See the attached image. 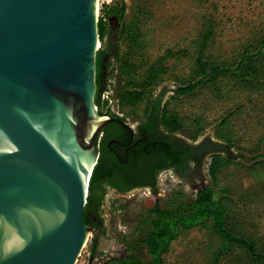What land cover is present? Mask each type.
<instances>
[{"label":"water","instance_id":"1","mask_svg":"<svg viewBox=\"0 0 264 264\" xmlns=\"http://www.w3.org/2000/svg\"><path fill=\"white\" fill-rule=\"evenodd\" d=\"M118 27L112 19L111 63ZM99 49V0H0V264H76L91 236L89 264L128 251L114 248L106 224L98 236L84 217L97 142L110 116L120 117L116 72L103 94L111 112L99 114ZM176 88L165 83L155 96L167 101ZM212 141L209 132L201 143L207 150ZM209 156L195 182L183 179L191 191L206 186Z\"/></svg>","mask_w":264,"mask_h":264},{"label":"rangeland","instance_id":"2","mask_svg":"<svg viewBox=\"0 0 264 264\" xmlns=\"http://www.w3.org/2000/svg\"><path fill=\"white\" fill-rule=\"evenodd\" d=\"M116 1L121 0H113L111 3ZM124 1L127 5L124 21L128 24L137 22L142 34L140 52L132 57V62L140 71H145L168 51L186 52L185 56L168 61L169 70L161 85L173 83L178 87L189 78L196 59L194 42L207 19L215 22L216 43L211 53L216 55L229 57L238 52L248 39L264 36V0ZM111 3H99V19L104 4ZM109 26L110 21L107 24L106 37L100 39L101 51L107 46ZM119 49L122 51L126 49L123 42H119ZM171 98L167 100L170 101V109L176 112L186 125L182 135L191 142H194L193 135L197 121L204 127V132L196 142L200 144L209 132H212L214 140L217 141L216 125L228 111L239 109L229 128V132L233 134L238 144L235 149L242 153L244 151L241 148L252 152L262 145L263 96L233 90L226 93L223 98L217 99L206 90L193 97L175 101ZM144 109L145 103L133 111L129 109L128 117H140ZM246 151V159L238 160L235 164L226 167L219 174L218 179L220 186L229 189L241 206L237 209L239 216L248 221L243 232L257 235L264 245V168L261 166L250 168L252 162L248 160L255 154ZM210 162L209 156L205 161L206 185L213 183L208 171ZM163 179L155 190L110 195L106 199L105 224L115 249L129 247L128 251L146 260L147 251L145 246L139 244L142 234L138 231L148 212L157 205L168 206L178 191L185 193L188 198H195L199 192L191 191L185 181L172 172L164 174ZM92 240L93 236L89 238L76 264H89ZM219 243V237L209 228L185 230L164 257L167 264H212L213 253ZM124 255L108 258L98 264H119L111 260ZM220 264H251V262L247 252L238 248L234 249L232 254L223 256Z\"/></svg>","mask_w":264,"mask_h":264},{"label":"trees","instance_id":"3","mask_svg":"<svg viewBox=\"0 0 264 264\" xmlns=\"http://www.w3.org/2000/svg\"><path fill=\"white\" fill-rule=\"evenodd\" d=\"M126 11L127 5L124 0L104 4L101 10L100 39L103 40L108 33V22L117 19L119 23L117 36L119 42L125 44L126 49L124 51L119 49L112 55L113 63L108 62L110 52L107 49L98 52L96 103L100 115L111 112L108 108L109 100H103L111 72L112 74L117 73L114 97L117 99L120 110L125 113V118L128 117L129 109L133 111L144 103V113H147L155 96V90L162 84L164 76L169 70L168 61L186 54L184 50H180L178 53L168 51L145 71H140L132 62V57L140 52L142 34L137 22L128 24L124 21ZM215 43V22L212 19H207L194 42L196 59L191 69V75L175 89V96L171 100L193 97L206 90L217 99L223 98L226 93L233 90L264 97V36L248 39L238 52L229 57L211 53ZM102 73L105 75L101 80ZM162 101L163 97L161 96ZM161 110L162 124L168 131L179 133L186 129L180 116L170 109V101H167L164 109ZM238 113L239 109L228 111L215 127L217 141L208 142L212 144V147L206 150L211 158L208 171L213 182L212 185H206L196 194L195 198H188L185 193L178 191L168 206L157 205L148 212L138 231H141L142 234L139 244L145 246L147 251L148 258L146 260L128 251L123 257L111 261H116L119 264H167L164 256L183 231L209 228L220 239V243L213 253L212 264H220L223 256L232 254L234 249L238 248L247 252L251 264H264V245L261 244L257 235L243 232L248 221L239 216L237 209L241 206L229 189L220 186L218 179L219 174L226 167L238 161L239 156L232 151L233 148L238 147V144L233 134L229 132L231 121ZM196 124L194 141L204 132L202 124L199 121ZM261 144L252 152L241 148L244 151V153H240L242 159H246L245 151L255 154L248 160L250 163L252 162L250 168L258 166L264 168V136ZM206 146V142H202L199 148ZM202 158L203 154L199 152L198 167L201 165ZM95 178L96 172H94L91 181L84 215L85 223L88 226L90 222L88 211L93 200ZM97 241L98 239H95V246L93 244L91 247L92 255L97 249Z\"/></svg>","mask_w":264,"mask_h":264},{"label":"flooded vegetation","instance_id":"4","mask_svg":"<svg viewBox=\"0 0 264 264\" xmlns=\"http://www.w3.org/2000/svg\"><path fill=\"white\" fill-rule=\"evenodd\" d=\"M166 103L155 96L147 113L126 118L112 115L103 129L97 142L100 153L88 211L89 226L96 235L105 230L102 212L109 194L155 190L167 172L191 183L196 181L198 153L204 158L207 147L199 148L202 143L191 142L182 132L173 133L163 126L161 109Z\"/></svg>","mask_w":264,"mask_h":264},{"label":"built area","instance_id":"5","mask_svg":"<svg viewBox=\"0 0 264 264\" xmlns=\"http://www.w3.org/2000/svg\"><path fill=\"white\" fill-rule=\"evenodd\" d=\"M113 0H99V3H111ZM115 107L116 110L118 112V114L120 115L121 118H125V114L120 110L119 104L117 102V99L115 98Z\"/></svg>","mask_w":264,"mask_h":264},{"label":"bare ground","instance_id":"6","mask_svg":"<svg viewBox=\"0 0 264 264\" xmlns=\"http://www.w3.org/2000/svg\"><path fill=\"white\" fill-rule=\"evenodd\" d=\"M101 41V40H100Z\"/></svg>","mask_w":264,"mask_h":264}]
</instances>
